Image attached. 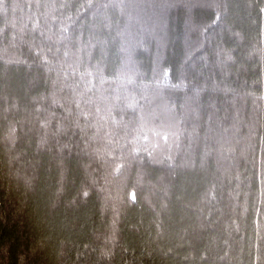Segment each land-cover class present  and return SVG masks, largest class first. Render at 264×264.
Instances as JSON below:
<instances>
[{
  "label": "trees",
  "instance_id": "1",
  "mask_svg": "<svg viewBox=\"0 0 264 264\" xmlns=\"http://www.w3.org/2000/svg\"><path fill=\"white\" fill-rule=\"evenodd\" d=\"M262 9L0 0V264H264Z\"/></svg>",
  "mask_w": 264,
  "mask_h": 264
},
{
  "label": "snow or ice",
  "instance_id": "2",
  "mask_svg": "<svg viewBox=\"0 0 264 264\" xmlns=\"http://www.w3.org/2000/svg\"><path fill=\"white\" fill-rule=\"evenodd\" d=\"M262 10H264V9H262ZM136 151H138V149H137ZM85 194H86V193H85Z\"/></svg>",
  "mask_w": 264,
  "mask_h": 264
}]
</instances>
